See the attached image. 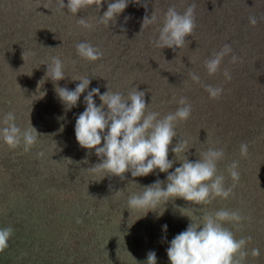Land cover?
Returning a JSON list of instances; mask_svg holds the SVG:
<instances>
[{"label":"rangeland","instance_id":"rangeland-1","mask_svg":"<svg viewBox=\"0 0 264 264\" xmlns=\"http://www.w3.org/2000/svg\"><path fill=\"white\" fill-rule=\"evenodd\" d=\"M109 2L114 0L72 14L58 10V0H0V128L13 112L22 130L33 126L40 134L29 151L11 149L0 139V228L13 229L0 264H146L150 251L157 264H171L170 241L192 222L202 228L204 216L221 209L245 218L239 228L224 222L236 239L251 237L245 264H264V0H129L107 26L99 17ZM193 3L197 28L185 46L175 51L155 47L167 9L175 6L183 13ZM153 12L159 22L142 28L144 17ZM250 16L257 18L255 26ZM80 17L94 28L79 26ZM80 42L99 48L102 58L79 57L75 45ZM225 44L232 52L220 72L209 75L205 61ZM232 55L237 62H231ZM54 56L65 65L66 76L57 82L46 75L45 63ZM193 72L200 83L191 79ZM81 77L90 79L89 87L68 110L56 88L74 90L80 81L73 79ZM203 85L222 87L223 94L211 99ZM92 88L125 98L134 89L144 91L149 110L161 117L175 112L179 98L186 97L192 113L176 127L169 172L187 158L195 162L208 148H222L217 169L226 188L234 184L228 166L239 161L233 194L207 205L178 197L152 210L130 208V196L157 180L166 186L168 173L156 169L132 177L126 172L121 179L102 178L104 173L92 170L101 158L75 136L76 119ZM93 99L101 105L99 95ZM182 138L184 151L173 153ZM242 143L248 144L246 158L240 155ZM254 248L260 250L258 257L251 255Z\"/></svg>","mask_w":264,"mask_h":264},{"label":"clouds","instance_id":"clouds-1","mask_svg":"<svg viewBox=\"0 0 264 264\" xmlns=\"http://www.w3.org/2000/svg\"><path fill=\"white\" fill-rule=\"evenodd\" d=\"M105 0H58V10L68 9L72 14H77L95 6L99 9ZM139 3V0H135ZM129 0H114L109 2L107 10L99 17V23L109 26L115 23L117 16L128 6ZM146 8L147 5L145 4ZM196 5H189L186 10L178 12L175 6H170L164 14L162 27L159 29L158 39L153 41L155 47L172 48L174 51L183 48L186 37L192 36L197 28ZM128 17H125L127 20ZM158 17L153 12L151 17H144L142 28L158 23ZM78 25L85 29H93L84 17L77 21ZM249 23L255 26L258 20L255 16L249 17ZM77 54L87 61H97L103 56L99 48L90 43L80 42L75 45ZM232 52L229 44H225L219 52H214L212 58L205 61V68L209 75L220 72V65L226 55ZM238 57L232 55L231 62H237ZM47 64V77L53 82L65 78V65L59 57H52ZM223 75L231 80L228 69H224ZM195 83H200V77L196 73H190ZM73 79V78H72ZM80 83L74 90L57 87L56 91L66 109L70 110L77 105L82 93L88 89L90 79L81 77ZM211 99H219L223 94L222 87L203 85ZM99 95L102 101L97 106L93 97ZM85 110L79 114L75 123V136L79 145L85 149H94L95 154L101 158L92 170L97 173L119 176L124 179V174L130 172L132 177L147 176L156 169L168 173L166 186L164 182L157 180L150 186L144 187L141 194H133L128 200V205L136 210H152L161 203L166 204L175 198H183L194 205H207L217 197L227 199L233 194L232 188L239 182V161H233L228 166L229 174L234 181L232 187H225V177L218 174L217 164L224 159V149L208 148L202 153L201 158L195 162L187 159L169 172L173 167V160L168 158L169 146L173 138L177 136L176 127L179 122L187 121L192 113V105L186 97H180L181 105L175 112H170L163 117L160 113L151 111L145 101V92L134 89L125 98L120 92H105L100 94L99 88H92L84 97ZM105 106L107 110H105ZM16 116L8 112L3 120L5 125L0 128V139L9 148L16 149L23 146L24 151H29L37 144L39 133L31 126L21 129L17 125ZM107 129V132L105 130ZM103 140V145L101 142ZM187 141L183 138L171 151L175 154L184 151ZM38 155L42 156L43 153ZM242 158L248 156V144L240 145ZM245 218L238 211L221 209L214 214L205 215L201 225L193 222L186 230L177 234L167 248V255L171 264H245L249 255L246 245L251 237L236 239L234 233L224 227V222H232L237 228ZM167 230V225L163 226ZM199 229V230H198ZM13 234L11 227L0 228V253L8 248V241ZM253 257L260 255V250H251ZM146 264H157V256L154 251L147 254Z\"/></svg>","mask_w":264,"mask_h":264}]
</instances>
